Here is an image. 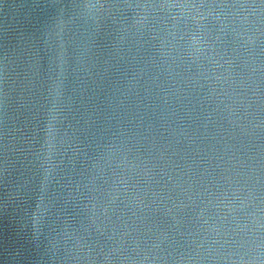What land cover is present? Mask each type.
Here are the masks:
<instances>
[{
    "label": "water",
    "instance_id": "1",
    "mask_svg": "<svg viewBox=\"0 0 264 264\" xmlns=\"http://www.w3.org/2000/svg\"><path fill=\"white\" fill-rule=\"evenodd\" d=\"M0 264H264V0H0Z\"/></svg>",
    "mask_w": 264,
    "mask_h": 264
}]
</instances>
